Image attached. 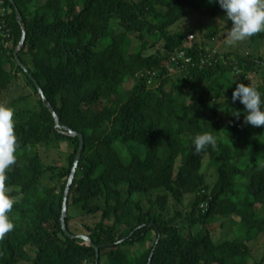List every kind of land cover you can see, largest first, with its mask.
<instances>
[{
  "label": "trees",
  "instance_id": "1",
  "mask_svg": "<svg viewBox=\"0 0 264 264\" xmlns=\"http://www.w3.org/2000/svg\"><path fill=\"white\" fill-rule=\"evenodd\" d=\"M0 5L9 10L0 94L23 77L30 92L9 105L32 96L38 103L14 119L17 161L6 181L14 229L0 240V264H264V126L245 123V106L231 99L238 83L264 93V57L210 47L230 39L218 0ZM195 13L210 25L201 37L182 29ZM49 105L84 138L67 202L74 237L61 218L80 137L57 125ZM205 132L216 145L197 153L194 139ZM53 138L70 140L65 164L33 150ZM206 160L216 167L213 184ZM218 220L229 235L219 240L208 228ZM79 221L99 258L73 228Z\"/></svg>",
  "mask_w": 264,
  "mask_h": 264
},
{
  "label": "clouds",
  "instance_id": "2",
  "mask_svg": "<svg viewBox=\"0 0 264 264\" xmlns=\"http://www.w3.org/2000/svg\"><path fill=\"white\" fill-rule=\"evenodd\" d=\"M209 2L214 3L216 0ZM218 3L225 10L227 19L232 22L228 33L230 44L264 32V0H218ZM231 99L233 103L239 100L245 106V123L254 127L264 126V93L249 84L238 83ZM234 114L239 117V112ZM14 115V108L0 104V240L14 229L9 213L16 201L6 184L7 171L17 161L18 141ZM194 144L198 153L209 145L215 147L216 139L213 134L205 132L195 137ZM206 206L207 204L201 205L204 209Z\"/></svg>",
  "mask_w": 264,
  "mask_h": 264
},
{
  "label": "rangeland",
  "instance_id": "3",
  "mask_svg": "<svg viewBox=\"0 0 264 264\" xmlns=\"http://www.w3.org/2000/svg\"><path fill=\"white\" fill-rule=\"evenodd\" d=\"M195 14H198V13H195ZM194 18H196L194 21H189V20L184 21V23L182 24V29L183 31L194 30L197 34L200 35L202 32V28H207L210 25L208 24L207 17L203 14L201 15L198 14V17H194ZM178 28H180L179 23L172 26L171 31H176ZM228 41L229 39H225V40L217 39L215 42L210 43L209 45L210 47H212L213 50L215 49L217 50V48L221 49V45L223 43H226V45H229L230 43ZM230 46L235 47V48H240L239 50L241 51V54L252 53L253 55H257V56L260 55L264 57V37H262V39L243 40L239 42H233L230 44ZM251 76H254V75H251ZM254 80L255 82L258 81L256 79ZM25 82H26V79L22 77L20 80L18 79L17 82L15 81V83H13L12 86L7 91L2 92L0 94V104H5L15 109L14 119L16 117L17 118L19 117L17 112L20 111L21 109L34 108V107H37L38 105L35 96L29 97L27 101L25 102H21V103L18 102L16 105H9V103L17 100L24 94L27 95L26 93L30 92V89L26 85H24ZM69 146H71L70 140L65 139L64 142L61 143L55 138H53L49 143H41L37 145L33 150L36 152L39 151V153H41L43 159L47 163L55 162L58 164H65L67 157H68V152L70 151ZM207 164H208L207 172H208L209 182L213 184L215 180L217 179V176L215 175L216 167L211 166L208 160H206V165ZM259 215L264 217V206L262 207V209L260 208ZM79 222H80L79 224H72L73 228L77 230L79 235L81 234L87 235L86 233H84L85 228L80 227L82 226L83 221H79ZM220 222L221 220H218V221L212 222L210 226H208V228L211 231H213L215 238L217 240L229 236L227 229H225L224 226L221 227ZM225 226H231L230 222L229 221L225 222ZM260 244L264 246V236H261ZM262 255H264V250H263V253H259L257 256L261 257Z\"/></svg>",
  "mask_w": 264,
  "mask_h": 264
},
{
  "label": "water",
  "instance_id": "4",
  "mask_svg": "<svg viewBox=\"0 0 264 264\" xmlns=\"http://www.w3.org/2000/svg\"><path fill=\"white\" fill-rule=\"evenodd\" d=\"M15 5V8H16V12H17V18L19 20V22L22 21V13L20 12L19 8L17 7L16 4ZM26 39V33L24 32V35L22 37V40L20 42V45L18 46L17 50L15 51V54H16V57H17V60L18 62H21L20 61V58L18 57V49L20 48V46L24 43ZM38 85V89H39V92H41L43 98H45V94L43 93V90L41 88V86L37 83ZM56 121H57V125L60 127V128H64L65 130H67V133L71 134V135H77L80 137V146H79V149H78V152H77V155H76V159H75V162H74V166L72 168V172L70 174V177H69V180H68V183H67V186H66V190H65V193H64V202H63V210H62V218H61V223H62V226H63V229L65 231V233L71 237H74L75 234H73L72 232L69 231L68 227H67V222H66V217H67V202H68V195H69V191H70V188H71V185H72V182H73V179H74V176H75V173H76V169H77V166H78V163L80 161V158H81V155H82V152H83V148H84V138H83V134L82 133H79L75 130H73L72 128H69V127H66V126H62L60 123H59V118H58V115H57V112L55 111L54 107L52 105H49ZM83 240L84 242L88 243L89 245L93 246L96 248L97 250V255H98V258H99V245L95 244L91 238L88 236V235H85V234H81L79 235Z\"/></svg>",
  "mask_w": 264,
  "mask_h": 264
},
{
  "label": "built area",
  "instance_id": "5",
  "mask_svg": "<svg viewBox=\"0 0 264 264\" xmlns=\"http://www.w3.org/2000/svg\"><path fill=\"white\" fill-rule=\"evenodd\" d=\"M7 9L4 6L0 5V32L5 27L4 18L6 15Z\"/></svg>",
  "mask_w": 264,
  "mask_h": 264
}]
</instances>
